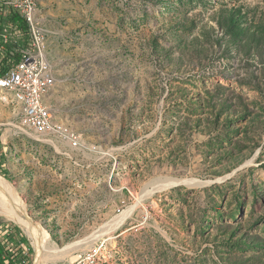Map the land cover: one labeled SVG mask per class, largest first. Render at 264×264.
Returning a JSON list of instances; mask_svg holds the SVG:
<instances>
[{"label": "rangeland", "instance_id": "obj_1", "mask_svg": "<svg viewBox=\"0 0 264 264\" xmlns=\"http://www.w3.org/2000/svg\"><path fill=\"white\" fill-rule=\"evenodd\" d=\"M40 5L65 52L48 45L51 104L81 145L18 128L0 100V178L11 186L0 200H18L47 231L59 257L46 264H264V0ZM168 178L201 184L145 196L94 240ZM5 216L0 227L25 247L19 264H36L33 239Z\"/></svg>", "mask_w": 264, "mask_h": 264}, {"label": "built area", "instance_id": "obj_2", "mask_svg": "<svg viewBox=\"0 0 264 264\" xmlns=\"http://www.w3.org/2000/svg\"><path fill=\"white\" fill-rule=\"evenodd\" d=\"M40 2L41 0H0V83H8V87L21 91L25 99V110L21 114L18 128L55 136L79 146L80 136L73 128L66 123L65 128L57 127V115L50 99L57 84L56 71L53 64L42 56L40 40L46 31L39 22ZM9 10L19 13L28 25L27 30L17 29L7 22L5 17ZM29 14L37 15V24L29 23ZM17 52L20 54L19 61L14 60ZM39 92H46L45 101H38ZM0 100L13 105L3 95H0ZM4 237L9 241L7 247L12 251V257L23 263L25 247L23 243L18 244L13 228L0 227V239ZM97 247L98 243L89 251H96ZM81 257L83 256L79 259ZM79 259L69 264H79Z\"/></svg>", "mask_w": 264, "mask_h": 264}, {"label": "bare ground", "instance_id": "obj_3", "mask_svg": "<svg viewBox=\"0 0 264 264\" xmlns=\"http://www.w3.org/2000/svg\"><path fill=\"white\" fill-rule=\"evenodd\" d=\"M29 23L30 24H37V15L36 14H29ZM40 47H42L43 58L47 62H49L48 41L46 39L45 34L41 37ZM0 91H5L6 93L8 92L10 94L11 98H8V97H4V98L7 99L8 102H12L14 104V107H15L14 111L17 114L18 118L21 120V114L25 110V99L22 96V92L18 91L14 87H8V83H0ZM45 100H46V92H39L38 101H45ZM57 127L58 128H65V124H63L57 120ZM2 180L3 179L0 178V192H1L0 196L2 195V192H4V191L6 192L7 190L11 189L10 183L8 181H5V180L2 181ZM185 181L191 182L190 184H192V185L201 184V182H198L195 180L192 181L190 179L189 180H187V179L176 180L173 178L172 179L168 178V179L153 180L150 183V186H152V187L151 188H149L148 186L145 187L142 195L140 193L141 197L138 199L137 203L130 206L127 209L124 216L117 218L115 221H113L112 225L102 227V231L95 232L94 236H96V237H94V240L99 238L104 232L106 233L107 230L109 231V229H111V227L119 226L120 223L123 222V220L126 218V216H129L137 208V206L142 203V200L145 196L153 195L158 191H163V190L169 189V188L173 187L174 185L183 183ZM13 193H12V195H13ZM14 197H16V195H14ZM3 200L2 201L0 200V212L6 216H9L14 221H16L17 223L24 226V228L26 229L29 236H31V238L33 239L34 246H36L37 251L39 253V257L37 259L36 264H46L47 262H49L51 260L54 261V259L58 258L59 256H58L57 250L52 248V247H49L47 245V243L49 241L48 240L49 234L47 233V231H45L38 223H34L30 219H28V217L26 216V213L22 210L23 209L22 205L18 204L19 207H21V210L17 209L16 205L14 206V202L18 203L19 201L15 199V201H12L13 202V205H12L9 201H7V198H5V201H3ZM44 252H46L45 253V254H47L46 256L44 255ZM95 255L96 254H93L92 256H95Z\"/></svg>", "mask_w": 264, "mask_h": 264}, {"label": "trees", "instance_id": "obj_4", "mask_svg": "<svg viewBox=\"0 0 264 264\" xmlns=\"http://www.w3.org/2000/svg\"><path fill=\"white\" fill-rule=\"evenodd\" d=\"M7 22L11 23L13 27L17 29L27 30L28 25L25 20L16 11L9 10L7 17H5ZM14 31V30H13ZM11 49V47H10ZM9 53V52H8ZM14 60H20L19 52L15 53ZM1 144V140H0ZM12 251L8 249L4 244L0 242V264H19L18 260L12 257Z\"/></svg>", "mask_w": 264, "mask_h": 264}, {"label": "crops", "instance_id": "obj_5", "mask_svg": "<svg viewBox=\"0 0 264 264\" xmlns=\"http://www.w3.org/2000/svg\"><path fill=\"white\" fill-rule=\"evenodd\" d=\"M41 6V5H40ZM39 16H40V14H39ZM39 22H40V25H41V27L47 32V33H49V35H47L48 37H47V41H48V45L50 44V46H51V49L53 50V54H54V56H56V58H58L59 60H61L62 59V57H64V55H65V52L63 51V49H61L60 47L58 48L57 47V45H56V48H54L55 47V44H56V35L54 36V38L53 39H51V42H49L50 41V34L52 33V32H54V28H55V25L54 24H51L52 23V20H47V19H41L40 17H39ZM47 30H46V29ZM51 30H53V31H51ZM53 44V46L54 47H52V44ZM55 43V44H54Z\"/></svg>", "mask_w": 264, "mask_h": 264}]
</instances>
